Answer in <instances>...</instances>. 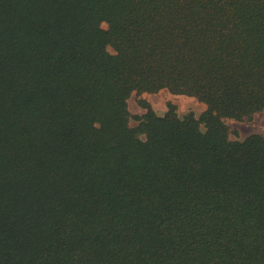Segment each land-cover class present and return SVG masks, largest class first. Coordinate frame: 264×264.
<instances>
[{
    "label": "trees",
    "instance_id": "16d2710c",
    "mask_svg": "<svg viewBox=\"0 0 264 264\" xmlns=\"http://www.w3.org/2000/svg\"><path fill=\"white\" fill-rule=\"evenodd\" d=\"M262 110L264 0H0V264H264Z\"/></svg>",
    "mask_w": 264,
    "mask_h": 264
},
{
    "label": "rangeland",
    "instance_id": "374dc122",
    "mask_svg": "<svg viewBox=\"0 0 264 264\" xmlns=\"http://www.w3.org/2000/svg\"><path fill=\"white\" fill-rule=\"evenodd\" d=\"M104 27L107 28L108 24H104ZM109 50L113 53L115 52V49L111 45L109 46ZM146 105H149L160 116L166 115L172 105L181 117L190 112L200 117L206 109V104L198 98L185 94H175L168 89L154 93L134 92L129 99L132 126L139 125L141 117L147 113L148 107ZM227 122L230 126L231 139L242 140L254 133L264 135V110L255 113L249 118H229Z\"/></svg>",
    "mask_w": 264,
    "mask_h": 264
}]
</instances>
